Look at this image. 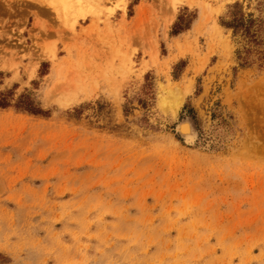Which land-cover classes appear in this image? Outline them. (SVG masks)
<instances>
[{
	"label": "rangeland",
	"instance_id": "1",
	"mask_svg": "<svg viewBox=\"0 0 264 264\" xmlns=\"http://www.w3.org/2000/svg\"><path fill=\"white\" fill-rule=\"evenodd\" d=\"M0 93V264H264V0H0Z\"/></svg>",
	"mask_w": 264,
	"mask_h": 264
},
{
	"label": "trees",
	"instance_id": "2",
	"mask_svg": "<svg viewBox=\"0 0 264 264\" xmlns=\"http://www.w3.org/2000/svg\"><path fill=\"white\" fill-rule=\"evenodd\" d=\"M239 9L240 6L237 3L232 6V10L230 12L231 15L230 19L228 22L223 24V26L226 29L232 30L234 36H236L237 34H241L245 38H247L250 43H256L254 29L258 28V30H260L259 29L260 26H258L260 24H257L256 20L252 19V16H249L248 19H245L243 14H241V12L239 11ZM178 33L179 32H176L175 35ZM8 106L9 104H8L7 96L5 94L0 93V108L3 109ZM15 108L26 111L30 114H35V115L43 114V112L40 109L35 107L30 97L26 95H21L20 99L17 101L15 105Z\"/></svg>",
	"mask_w": 264,
	"mask_h": 264
},
{
	"label": "bare ground",
	"instance_id": "3",
	"mask_svg": "<svg viewBox=\"0 0 264 264\" xmlns=\"http://www.w3.org/2000/svg\"><path fill=\"white\" fill-rule=\"evenodd\" d=\"M53 4V3H52ZM174 18H172V21H173ZM171 24V23H170ZM181 88V87H180ZM177 90V89H176ZM175 91V90H174ZM173 91V93H174ZM169 95H172V92L169 93ZM183 96V92L180 90H177V102H179V104L181 103L180 102V97ZM167 100V99H166ZM181 128V131L182 133H185V134H188V135H191L192 134V128L190 127V125L188 124H182V126L180 127Z\"/></svg>",
	"mask_w": 264,
	"mask_h": 264
},
{
	"label": "crops",
	"instance_id": "4",
	"mask_svg": "<svg viewBox=\"0 0 264 264\" xmlns=\"http://www.w3.org/2000/svg\"><path fill=\"white\" fill-rule=\"evenodd\" d=\"M139 5H140V2H139V4L137 6H139Z\"/></svg>",
	"mask_w": 264,
	"mask_h": 264
}]
</instances>
